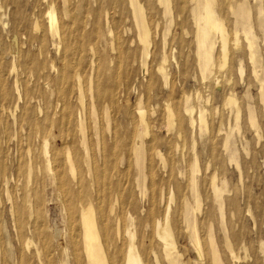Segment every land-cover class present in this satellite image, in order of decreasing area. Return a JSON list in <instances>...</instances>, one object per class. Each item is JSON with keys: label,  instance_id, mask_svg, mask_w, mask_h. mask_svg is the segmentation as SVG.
I'll list each match as a JSON object with an SVG mask.
<instances>
[{"label": "rangeland", "instance_id": "rangeland-1", "mask_svg": "<svg viewBox=\"0 0 264 264\" xmlns=\"http://www.w3.org/2000/svg\"><path fill=\"white\" fill-rule=\"evenodd\" d=\"M124 1L123 7L128 10V0ZM149 1L155 2L156 13L153 20L158 19L164 29L167 17L162 13L163 5L158 4L156 0ZM186 1L185 11L176 20V24L181 22V25L172 24L170 30L165 32V46L160 29L157 46L149 52L145 67L137 60L142 56L138 49L141 46L136 42L135 46H132V52L137 61L131 64L129 75L127 76L128 70L119 68L114 79L109 77L113 79L111 83L115 82L117 86L118 97L115 103L105 99L104 104L111 116L118 107L115 115L119 123L116 124L119 133L122 134L128 127L134 128L139 108L144 111V120L150 132L152 129L158 131L157 140L145 145L142 154L143 170L136 166L135 156L130 155L127 142L125 146L121 145L116 149L118 158H122L118 161V170L126 169L127 173L125 176L121 173L113 174L110 181H120L124 190L133 193L136 208L125 210L123 216L126 223L133 217L136 226L146 216L151 197L155 198L157 214H161L164 204L169 202L168 189L158 181V178L164 176L163 173L171 169L181 171L178 173L180 181H184L183 176H193L197 183V192L194 195L186 190L184 194L190 214L193 213L196 218L195 228L201 250L192 240V224L190 226L185 220L179 219L176 250L181 253V264H214L213 250L223 264H264V0H215V11L227 27L230 44L232 31L236 29L238 33V45L229 48L226 64L221 69L219 42L217 35L214 36L211 69L215 70L212 71L216 73L218 85L215 84L214 78L211 80L207 75L204 80L201 78L194 52L195 45L192 43L189 13L192 2ZM55 7L59 15L64 17L63 20H70L73 27L77 25L76 19L82 20L83 25L86 24L83 27V34L88 38L86 46L84 50L75 53L71 61H64L62 49L58 50L51 38L45 36L43 43L36 38L41 31L40 27L45 25L46 4L42 0H0V62L3 65L1 70L6 74L12 62L17 68V73L7 74L6 84L12 88L14 79H17L23 93L27 87L28 104L32 108L39 101L45 117H50V122H54L58 117L59 101L65 92L57 69L60 71L64 68L71 75L79 73L85 85L89 70L92 69L91 60H96L98 55L105 59L99 63L94 61V71L98 69V65H102V71L110 76L114 68L107 58L114 55L109 46L114 33L109 36L101 25L96 37L88 35L93 25L91 15L95 6L91 4L90 9H86L80 0H67L66 4L62 0H55ZM65 9L69 11L67 16H64ZM242 9L247 11L243 13L244 19ZM125 12L128 11H121L118 7L110 9L113 17L122 19L134 33V26L130 18L125 17ZM35 20L38 21L40 29L34 28ZM246 33L253 42L252 48L247 45ZM90 46L95 48L94 55L85 50ZM75 47L73 44L74 51ZM162 50L169 57V62L166 63V81L156 72ZM40 76L43 77L38 79ZM46 81H50L49 87ZM72 88L68 98L72 100L73 108H76V91L74 86ZM59 89L63 90V93L59 92ZM230 94H233L235 104L227 102ZM14 96L15 94L8 100H2L0 90V158L7 163L8 174L14 171L19 157V146L24 148L30 145L32 152L38 149L37 139H28L29 134H34V127L30 126L28 120L21 119L23 103H18L15 109ZM185 96L191 99L188 104L193 108L194 118L197 119L200 108L204 109L207 128L204 126V130H200L198 125L191 127L183 116L180 135L176 137L174 129L169 130L166 126L164 104L168 101L172 108H176ZM88 102L89 95L85 92V105ZM234 105L240 108L239 117L236 116ZM102 106L103 104L98 106V112H101ZM100 129L102 133L104 130L101 120ZM58 143L59 139L54 138V144ZM223 143L227 147H224ZM157 150L162 159L155 154ZM98 157L97 155L95 160L101 163ZM195 159L198 168L192 170L190 165ZM149 165L154 166V173L149 172ZM182 172L184 174L181 175ZM211 179L212 186L219 187L222 184L216 197L214 188L210 187ZM22 182L21 180L19 184L14 185L12 191H21ZM4 193V187L0 186V198L5 200L4 208L0 206V264H17L16 258L22 250L30 264H40L39 260L45 264H76L75 255H71L70 229L62 199L53 185L46 181L37 202L39 206L34 218L39 226L42 223L40 227L43 232L39 235L37 232H27L24 227L16 228L7 195ZM180 197L175 191L174 201L171 202L172 209L177 208L179 215ZM28 237L33 243L28 244L30 247H25ZM35 244L42 248L40 257L34 255ZM142 258L146 264H168L162 253L142 255ZM80 259L83 263L82 255Z\"/></svg>", "mask_w": 264, "mask_h": 264}, {"label": "bare ground", "instance_id": "bare-ground-1", "mask_svg": "<svg viewBox=\"0 0 264 264\" xmlns=\"http://www.w3.org/2000/svg\"><path fill=\"white\" fill-rule=\"evenodd\" d=\"M62 1L64 4L67 3V0ZM80 1L84 3L86 9H90L89 5L91 4L95 6L91 15L93 17V25L91 33L88 35L96 37L101 25L109 36L114 33L109 41L110 49L114 55L107 57L114 68L110 76L105 71H102V65H98V69L94 71V61L99 63L105 59V57L98 55L96 60H91L92 69L89 70L85 85L79 73L75 72L71 75L64 68L60 69V71L57 69L58 78L64 84L65 92L59 101L58 117L54 122L49 121L50 117H45L39 101H35L36 104L34 103L35 106L32 107L34 108L32 111L28 104L29 90L26 87L23 93L17 79H14L12 88L6 84L7 74L17 73V68L12 62L11 68L6 70L5 74L1 70L3 65L0 62L1 99L8 100L15 94V109L18 107V103H23L21 119L28 120L30 126L34 127V134H29L28 139H37L38 141L36 152H32L30 145L24 148L19 146L18 160L14 166V171L9 172V174L7 163L0 158V186L4 187L6 192L4 194L7 195V201L10 204L12 219L17 229L20 226V228L24 227L27 232H37L38 235L40 233L43 234L40 227L42 223L39 226L34 215L36 209H38L37 206H39L37 202L40 200L47 181L56 188L58 196L62 199V207L70 229L71 255H75L76 264L82 263L80 255H82L83 259L82 264H146L142 255H160V253L165 256L168 264H181L179 261L181 253L176 250V229H178L179 219L181 221L185 220L190 226L192 224V240L196 243L195 246L197 245L196 247L201 250L195 228L196 218L193 213L192 215L190 214L191 211L187 206V197L184 194L186 190H189L195 195L197 183L190 174H188L190 175L188 177L183 176L184 181L182 180V182L178 179V173L181 171L167 170L163 173L164 176L158 178L161 186L166 187L165 189H168L169 193V202L164 204L162 213L157 214L158 209L155 205V198L151 197L146 216L142 218V221L135 226L133 217H130L132 220L126 223L123 213L125 210L135 209L136 203L134 202L133 193L124 190V186L120 181H110L113 174L121 173L125 176V173H127L126 169L125 171L118 170V161L122 158H118L116 149L121 145L125 146L127 142L130 155L135 156L134 162L136 166L143 170L142 154L145 145L157 140L156 133L158 131L155 132L152 129V132H150L144 120V111L139 108L134 128L128 127L122 134L119 133L116 128V124L119 123H117L115 115L118 107L113 116H111L104 101L108 99L113 103L116 102L118 97L117 86L115 82L111 83V81L118 75L119 68L128 70L127 76L129 75L130 66L136 60L132 52L134 50L132 46L134 47L136 42L140 44L141 47L138 49L142 57L137 60H139L141 66L145 67L149 52H152L157 46V36H160V29L162 30L161 38L164 40L165 32L170 30L172 24L181 25V22L176 24V20L185 11L187 1L156 0L158 4L163 5L162 13L167 17L164 29L161 28L158 19L153 20V15L156 13L155 2H150L149 0H128L127 10L123 7L124 0ZM190 1L192 2L189 8L190 26L193 34L192 43L195 45L194 52L198 59L201 78L203 80L207 76L208 78L211 77V80L214 78L215 84L218 85L216 82L217 78H215L216 73H213L215 70L211 69L215 44L214 36L217 35L219 42V68L221 69L226 64L229 48H234L238 45V33L236 29L232 31L233 38L230 44L227 27L223 19L215 11V0ZM42 2L46 4L45 25L40 27L38 21L35 20L34 28L36 30L41 28L36 38H39L41 43H43L45 36L51 38L55 47L58 50L62 49L64 61H71L75 53L84 50L86 46L85 42L88 38H85L83 34V27L86 24L83 25L82 20L74 18L77 25L73 27L70 20L65 21L62 14L61 16L59 15L55 7V0H42ZM117 7L121 11H128L125 12V17L130 18L134 26V33L131 32L129 25L123 23L122 19L118 20L117 17H113L110 13V9ZM68 12L65 9L64 16H67ZM244 12V9H242L243 19ZM247 34H245L248 39V43H246L249 48H252L253 42L250 41L251 39H249ZM165 42L164 40V46ZM73 44L76 45L75 51ZM94 49L93 46H90L85 50L94 55ZM250 56L252 57V54ZM168 62L169 57L163 51L161 59L156 66V72L164 81L168 77L166 70V63ZM59 64L61 65V63ZM41 77L43 76L38 77V79ZM109 77L113 79L111 80ZM49 82L46 84L48 87ZM73 86L76 91V108H73L72 100L68 98ZM29 89L32 92L31 88ZM59 92L63 93V90L59 89ZM85 92L89 95L87 105L84 103ZM198 97L199 95H197ZM189 99V96H185L180 101L181 104L177 105L176 108H172L168 101L164 104L166 126L169 130L174 129L176 137L180 135L183 116H185L187 125L191 127L198 125L200 130H204V126L207 128L204 109L200 108L197 113V119L194 118L192 115L193 108L188 104ZM261 100L263 101V99ZM227 102L229 104L236 103L233 94L227 97ZM100 104H103V106L101 112H98ZM235 107L237 116L240 108L238 106ZM53 114L56 115V113ZM100 120L104 130L102 133ZM88 123L90 126H88ZM56 137L59 139L58 144H54V138ZM121 138L124 139L122 140ZM223 145L224 147L226 146L224 143ZM155 154L162 159L158 150L155 151ZM97 155L100 157L101 163L95 160ZM192 162L190 166L194 170L198 166L197 160L195 159ZM147 168L150 173H154L153 165H149ZM182 174L184 173L182 172ZM213 179H211L210 187L213 185ZM21 180L23 181V189L21 191H19L20 189L12 191L14 185L19 184ZM221 187L222 184L219 187L212 186L215 197L219 195ZM175 191L181 195V201L178 203V207L180 206L181 208L180 215L177 213L178 209H172L171 206V202L174 201ZM4 204L5 200L1 197V208H4ZM134 227L138 228L134 229ZM209 236L212 238L211 234ZM25 242V247L33 243L30 237ZM41 253L42 248L35 244L34 255L40 257ZM212 254L214 255V264H223L218 259L215 250L212 251ZM24 255V250L19 252L16 258L17 264L31 263ZM1 259L2 255L0 252ZM39 261L40 264H45L41 260Z\"/></svg>", "mask_w": 264, "mask_h": 264}]
</instances>
